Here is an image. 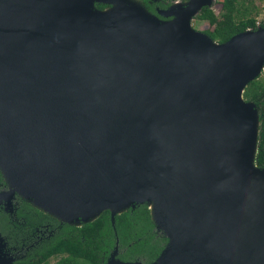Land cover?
I'll return each instance as SVG.
<instances>
[{"label": "water", "instance_id": "obj_1", "mask_svg": "<svg viewBox=\"0 0 264 264\" xmlns=\"http://www.w3.org/2000/svg\"><path fill=\"white\" fill-rule=\"evenodd\" d=\"M210 4L163 21L132 0H0L12 193L68 225L147 206L167 239L150 264H264L259 115L243 99L264 69V28L217 43L190 24ZM116 256L105 264H141Z\"/></svg>", "mask_w": 264, "mask_h": 264}, {"label": "trees", "instance_id": "obj_2", "mask_svg": "<svg viewBox=\"0 0 264 264\" xmlns=\"http://www.w3.org/2000/svg\"><path fill=\"white\" fill-rule=\"evenodd\" d=\"M256 0H221V13L216 16L209 8H204L199 19L207 21L212 30L204 31L213 41L224 43L231 37L248 29L264 28V20L257 24L249 10H255ZM264 4V0H257ZM98 9L105 6L96 5ZM246 102L255 104L259 115L255 165L264 168V69L251 81L243 92ZM32 221L57 226L50 243H45L32 260H21L16 264H46L50 258L59 257L55 264H105L114 248L116 258L124 262L138 261L152 263L164 249L167 239L157 232L145 205L116 215L112 224L110 213L103 212L94 221L81 226L60 224L42 212L27 207Z\"/></svg>", "mask_w": 264, "mask_h": 264}, {"label": "flooded vegetation", "instance_id": "obj_3", "mask_svg": "<svg viewBox=\"0 0 264 264\" xmlns=\"http://www.w3.org/2000/svg\"><path fill=\"white\" fill-rule=\"evenodd\" d=\"M141 4L143 8L152 16L163 20L169 21L173 17H165L166 13L173 6H183L189 3L190 0H134ZM106 8V7H104ZM207 8L202 6L201 11ZM197 15L195 21L200 20ZM29 206L23 199H21L16 193H12L11 188L3 179L0 173V236L7 243V251L12 257V264L23 260L27 255L35 254L38 256V250L45 245V233H50L46 243H50L57 230L56 227H52L50 224H42L41 221H32L29 218V212L27 207ZM32 208V207H31ZM35 209V208H34ZM56 222H58L56 220ZM59 225L62 223L58 222ZM68 225V224H66ZM69 225V226H81ZM49 231V232H48ZM53 235L51 236V232ZM26 243H30L29 246H25ZM20 243V246H19ZM31 247V248H30ZM35 249H34V248ZM30 248V249H29Z\"/></svg>", "mask_w": 264, "mask_h": 264}, {"label": "rangeland", "instance_id": "obj_4", "mask_svg": "<svg viewBox=\"0 0 264 264\" xmlns=\"http://www.w3.org/2000/svg\"><path fill=\"white\" fill-rule=\"evenodd\" d=\"M133 2L137 3L136 1L132 0ZM221 0H211V4L209 6H207V8H209L210 10L213 11V13L216 15V16H219V14L221 13V8H220V3ZM139 6H141L143 8V6L139 3H137ZM254 6L256 7V11L258 12L257 16H255V10L251 12V10H249V13L252 17H256L255 20L258 23H260L262 20H264V4L262 2H259V1H255L254 2ZM199 13V12H198ZM199 15V14H197ZM196 15V16H197ZM195 16V17H196ZM195 17L192 18V20L190 21V24H191V27L196 30V31H199V32H204V31H207V30H212V26H210L207 21H195ZM257 28H259V26H257ZM259 125V123H258ZM259 127V126H258ZM258 133V132H257ZM30 206V205H29ZM31 207V206H30ZM33 208V207H32ZM44 214V213H43ZM46 215V214H45ZM48 216V215H47ZM49 217V216H48ZM52 218V217H50ZM53 219V218H52ZM49 232V231H48ZM51 232V231H50ZM50 234V233H49ZM48 233H45V238H44V241L45 243L47 242V238H48ZM53 235V233L51 232V236ZM1 238V236H0ZM1 242H0V245L4 244V246L0 247V259L4 260V261H7L8 264H12V257H10L8 251H7V243L5 242V240L3 238H1ZM30 243H26L25 242V246H29ZM19 246H20V243H19ZM31 248V247H30ZM29 248V249H30ZM34 248V247H33ZM35 249V248H34ZM36 258V255L33 253V254H30L29 253V256L27 255L23 260H32ZM59 260V257H53V258H50L48 260V262L46 264H55L57 261Z\"/></svg>", "mask_w": 264, "mask_h": 264}, {"label": "bare ground", "instance_id": "obj_5", "mask_svg": "<svg viewBox=\"0 0 264 264\" xmlns=\"http://www.w3.org/2000/svg\"><path fill=\"white\" fill-rule=\"evenodd\" d=\"M178 7H179V5H177ZM210 44H213V42H211L210 41ZM0 168H2V170H3V164H2V162L0 161ZM6 174V173H5ZM11 188H13V187H11ZM13 190V189H12ZM153 199H154V197H153ZM120 207V206H119ZM119 209V208H118ZM60 219L62 220V221H66L65 219H63L62 217H60Z\"/></svg>", "mask_w": 264, "mask_h": 264}]
</instances>
